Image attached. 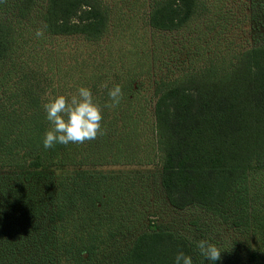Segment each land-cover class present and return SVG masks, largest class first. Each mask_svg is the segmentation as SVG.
Returning a JSON list of instances; mask_svg holds the SVG:
<instances>
[{
    "label": "trees",
    "instance_id": "trees-1",
    "mask_svg": "<svg viewBox=\"0 0 264 264\" xmlns=\"http://www.w3.org/2000/svg\"><path fill=\"white\" fill-rule=\"evenodd\" d=\"M36 1L18 0L19 17L26 18ZM145 5V24L158 35L187 28L203 7L201 0H145ZM112 11L104 0H46V42L37 41L42 51L33 61L41 71L39 62L48 65L43 81L34 69L21 78L16 72L24 71L4 70L16 35L0 21V89L6 98L0 99V264H173L178 251L190 254L194 264H211L193 240L154 221L119 248L122 224L119 210L111 209L118 177L99 168L141 164L139 152L148 146L156 148L170 205L199 206L223 220L233 215L235 225L260 242L248 263L264 264V205L254 209L264 197V45L244 50L227 68L213 65L155 80L148 128L140 81L150 53L145 38L125 48L127 59L110 62L108 71L117 69L111 76L88 73L81 48L72 52L46 44L68 37L102 42L116 28ZM63 54L73 61L66 64ZM13 78L19 83L11 84ZM115 84L121 86L120 103L104 107ZM80 86L89 87L101 106L102 132L90 141L45 150L42 138L50 125L42 105Z\"/></svg>",
    "mask_w": 264,
    "mask_h": 264
},
{
    "label": "rangeland",
    "instance_id": "rangeland-1",
    "mask_svg": "<svg viewBox=\"0 0 264 264\" xmlns=\"http://www.w3.org/2000/svg\"><path fill=\"white\" fill-rule=\"evenodd\" d=\"M17 1L0 0V21L13 27L16 35L14 51L3 68L24 71L16 72V75H21L19 78L26 76L29 69H34L33 71L38 72L36 75H39L40 81H43L42 72L46 71L48 65L39 62L43 65L41 71L38 63L33 61L36 52L42 51L37 41L46 42L42 22L46 0H37L26 18L19 17ZM104 1L113 10V23L116 24V28L111 27L105 40L93 44L77 37H68L54 38L46 44L50 47L54 44L55 48L61 47L65 51L81 48L85 58L84 68L88 73L107 71L111 76L117 69L111 67L108 71L110 62L115 60L119 63V58L127 59L125 48L135 47V42L145 38L144 47L150 53L145 58L146 71L140 81L142 104L149 115L148 128L153 118L155 80L170 79L186 72H199L207 66L227 68L244 50L264 45V0H201L203 7L187 28L160 35L145 24V0ZM37 31L41 33L40 36L36 35ZM61 57L69 60L66 64L73 61L70 56L63 54ZM19 78H13L11 84H18ZM43 86L45 82L39 84V88ZM3 89L4 87L0 89V99L6 100ZM155 152L154 146H148L146 151L139 152L142 156L141 164L99 168L100 171L114 173L118 177L114 185L117 192H114L115 199L111 209L115 208L117 212L119 210V223L122 224L118 234L119 248H124L136 232L147 229L146 224L154 221L164 228L186 235L194 242L205 239L218 245L224 249L221 264H249L250 250L260 243L258 236L252 231H245L243 226L235 225L233 215L228 213V219L223 220L199 206L182 210L171 206L160 184V164ZM259 177L261 176H258L257 183L252 187L254 198L256 187L260 188L261 184ZM263 198L260 195L254 202V209L257 211L262 210Z\"/></svg>",
    "mask_w": 264,
    "mask_h": 264
},
{
    "label": "clouds",
    "instance_id": "clouds-1",
    "mask_svg": "<svg viewBox=\"0 0 264 264\" xmlns=\"http://www.w3.org/2000/svg\"><path fill=\"white\" fill-rule=\"evenodd\" d=\"M36 35L40 36L41 33L37 31ZM102 86L107 87V84ZM107 96L108 102L104 107L111 108L118 105L122 96L121 86L115 84L108 88ZM42 107L45 119L50 125L42 138V146L45 150L57 144L68 145L90 141L102 132L103 112L89 87L80 86L74 93L50 97ZM195 248L200 256L211 264L221 260V253L224 250L205 239L196 241ZM173 264H194V260L190 254L178 251L173 258Z\"/></svg>",
    "mask_w": 264,
    "mask_h": 264
}]
</instances>
